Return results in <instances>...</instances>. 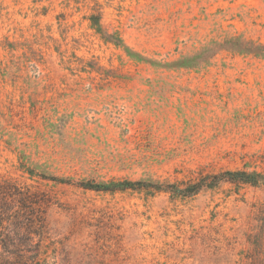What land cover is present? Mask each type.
I'll list each match as a JSON object with an SVG mask.
<instances>
[{
  "label": "rangeland",
  "instance_id": "obj_1",
  "mask_svg": "<svg viewBox=\"0 0 264 264\" xmlns=\"http://www.w3.org/2000/svg\"><path fill=\"white\" fill-rule=\"evenodd\" d=\"M0 264H264V0H0Z\"/></svg>",
  "mask_w": 264,
  "mask_h": 264
},
{
  "label": "trees",
  "instance_id": "obj_2",
  "mask_svg": "<svg viewBox=\"0 0 264 264\" xmlns=\"http://www.w3.org/2000/svg\"><path fill=\"white\" fill-rule=\"evenodd\" d=\"M234 182V183H248V184H257L258 180L256 174H247L245 172H224L222 174L212 175L209 177L202 178L198 183L188 186L186 189H179L174 187L175 190H170L172 194L180 196H190L198 193L202 187H211L219 182ZM82 188L95 191H104V192H114V191H125V190H146V191H160L159 186H146L140 182H110V183H100V184H83Z\"/></svg>",
  "mask_w": 264,
  "mask_h": 264
}]
</instances>
